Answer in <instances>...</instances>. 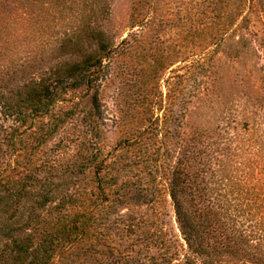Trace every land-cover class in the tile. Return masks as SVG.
<instances>
[{"label":"trees","instance_id":"1","mask_svg":"<svg viewBox=\"0 0 264 264\" xmlns=\"http://www.w3.org/2000/svg\"><path fill=\"white\" fill-rule=\"evenodd\" d=\"M86 42L64 41L75 48L71 62L0 102L5 119H13L0 124L9 158L0 161V264H264V105L245 108L241 124L187 136L174 102L156 118L155 99L147 98L137 121L142 130L104 153L95 133L105 118L92 92L116 48L96 27ZM86 99L90 109L80 118ZM84 121L95 135L83 155L62 172L39 165L44 146ZM164 184L184 244L152 230L137 209L128 219L120 210L135 195L154 204ZM125 245L130 252H122Z\"/></svg>","mask_w":264,"mask_h":264},{"label":"rangeland","instance_id":"2","mask_svg":"<svg viewBox=\"0 0 264 264\" xmlns=\"http://www.w3.org/2000/svg\"><path fill=\"white\" fill-rule=\"evenodd\" d=\"M229 3L230 8L227 0H0V102L15 99L26 85L71 62L75 48L62 43L72 39L86 45L96 27L116 48L105 59L92 92L105 118L95 133L104 153H114L120 141L142 130L137 121L147 98L155 99L156 118L164 115L160 108L174 102L172 111L187 136L229 122L241 124L245 108L264 105V0H246L243 13L240 0ZM244 20L248 28L242 30ZM227 23L231 26L226 29ZM88 104L82 101L80 118L88 113ZM4 107L0 124L12 125ZM95 134L86 121L69 126L44 146L39 165H56L62 172L87 151ZM1 141L4 166L9 158ZM91 178L89 174L84 187H90ZM142 201L131 197L120 208L125 218L137 209L154 223L152 230L164 229L184 244L166 184L154 204ZM134 249L142 250L139 245ZM121 250L130 252L127 245ZM89 264L107 263L97 258Z\"/></svg>","mask_w":264,"mask_h":264}]
</instances>
